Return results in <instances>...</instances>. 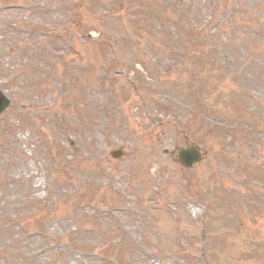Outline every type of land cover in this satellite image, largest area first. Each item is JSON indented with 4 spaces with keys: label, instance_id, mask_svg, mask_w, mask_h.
Here are the masks:
<instances>
[{
    "label": "rangeland",
    "instance_id": "1",
    "mask_svg": "<svg viewBox=\"0 0 264 264\" xmlns=\"http://www.w3.org/2000/svg\"><path fill=\"white\" fill-rule=\"evenodd\" d=\"M0 86V264H264V0H0Z\"/></svg>",
    "mask_w": 264,
    "mask_h": 264
},
{
    "label": "water",
    "instance_id": "2",
    "mask_svg": "<svg viewBox=\"0 0 264 264\" xmlns=\"http://www.w3.org/2000/svg\"><path fill=\"white\" fill-rule=\"evenodd\" d=\"M6 102L5 100L0 104V111L5 107ZM182 153L185 157H182V159L192 163L193 161L200 159L202 157V154L199 151V148L197 146H189L187 149L182 150ZM191 155V156H190Z\"/></svg>",
    "mask_w": 264,
    "mask_h": 264
}]
</instances>
